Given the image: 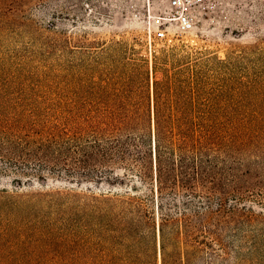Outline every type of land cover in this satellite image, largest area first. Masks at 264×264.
I'll return each mask as SVG.
<instances>
[{
  "label": "trees",
  "instance_id": "trees-1",
  "mask_svg": "<svg viewBox=\"0 0 264 264\" xmlns=\"http://www.w3.org/2000/svg\"><path fill=\"white\" fill-rule=\"evenodd\" d=\"M11 1L0 34L15 27L1 12ZM104 51L68 107L0 80V178L12 176L0 231L30 232L0 264H56L40 259L70 243L74 264H251L264 240V40L223 56L174 46L151 65L124 41ZM49 179L78 185L24 190Z\"/></svg>",
  "mask_w": 264,
  "mask_h": 264
},
{
  "label": "rangeland",
  "instance_id": "rangeland-1",
  "mask_svg": "<svg viewBox=\"0 0 264 264\" xmlns=\"http://www.w3.org/2000/svg\"><path fill=\"white\" fill-rule=\"evenodd\" d=\"M187 10L194 24L181 31L172 18L171 0L11 1L1 10L10 17L7 24L15 27L0 34V80L9 78L14 86L8 83L10 90L20 91L24 86L28 96L46 93L68 107L76 104L77 92L95 77L96 66H108L110 56L104 50L112 42L120 40L134 46L151 65L155 55L174 46L208 49L223 56L229 49L239 51L264 40V0H190ZM159 28H166L164 38L158 37ZM52 37L57 38L56 47L45 45ZM11 180L12 176H3L0 186H10ZM66 185L76 188L78 184L75 180L49 179L47 186L36 183L24 190ZM253 205L257 213L264 214V205ZM56 218L51 223L60 230ZM253 230L264 239V222L256 223ZM21 231L15 230L11 236L0 231V248L12 246L10 237L17 239L30 233L28 227ZM61 247L62 256L40 262L77 263L74 245ZM250 257L251 264H264V240Z\"/></svg>",
  "mask_w": 264,
  "mask_h": 264
},
{
  "label": "built area",
  "instance_id": "built-area-1",
  "mask_svg": "<svg viewBox=\"0 0 264 264\" xmlns=\"http://www.w3.org/2000/svg\"><path fill=\"white\" fill-rule=\"evenodd\" d=\"M190 0H171V3L174 7V18L177 22V27L181 31H186L190 29L194 20L193 17L188 12V4ZM166 28H159L157 31V35L159 38H164L166 35Z\"/></svg>",
  "mask_w": 264,
  "mask_h": 264
}]
</instances>
